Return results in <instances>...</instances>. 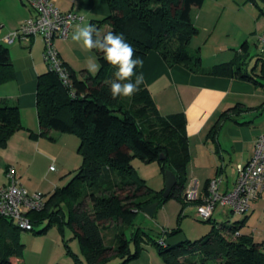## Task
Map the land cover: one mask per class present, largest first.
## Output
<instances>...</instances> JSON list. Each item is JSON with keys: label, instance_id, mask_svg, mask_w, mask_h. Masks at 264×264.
<instances>
[{"label": "trees", "instance_id": "trees-1", "mask_svg": "<svg viewBox=\"0 0 264 264\" xmlns=\"http://www.w3.org/2000/svg\"><path fill=\"white\" fill-rule=\"evenodd\" d=\"M203 1L107 0L109 13L97 19L94 27L98 30L100 25H107L101 38L108 32L122 33L142 60L155 50L168 66L181 64L192 72L253 79L243 73L241 66L234 65V60L200 67V48H192L189 43L198 33L191 9ZM95 53L99 65L95 74L84 70L79 78L69 70L73 93L53 70L48 68L38 75L36 112L40 133H73L79 140L82 160L65 185L46 195L44 207L30 210L27 215L31 230L41 222L46 225L39 232L54 225L60 231L65 225L71 228L85 261L68 248L74 264H106L116 257L121 258L118 264H126L139 253L130 252L125 234L134 225L136 212L146 203L158 201L159 206L167 198L162 196L164 188L154 190L145 183L131 159L158 160L163 175L165 168L173 170L177 182L168 197L179 200L182 212L188 203L183 199L189 160L186 118L182 112L161 114L144 81L130 97L129 105L124 97L113 99L108 82L113 80L117 68L104 59L103 52L95 49ZM135 71L141 74L140 66ZM10 76L9 50L0 44V82ZM21 127L19 107L0 100V149ZM160 154L165 157L160 158ZM207 221L212 222V217ZM215 223L208 233L177 245H167L165 238L180 232L179 226L164 229L160 236L151 239L164 264H264V242L239 231L245 217L230 225ZM19 229L12 219L0 215V264H21L23 244L18 240ZM110 229L112 234L107 238L106 231ZM145 233L138 226L131 231V237L142 240Z\"/></svg>", "mask_w": 264, "mask_h": 264}, {"label": "crops", "instance_id": "crops-1", "mask_svg": "<svg viewBox=\"0 0 264 264\" xmlns=\"http://www.w3.org/2000/svg\"><path fill=\"white\" fill-rule=\"evenodd\" d=\"M50 1L61 10L72 9L84 15V20L74 24L66 38L55 39V46L63 63L79 78L85 74L84 70L93 74L88 71L87 65L89 60L96 63L95 49L85 48L82 42H74L71 36L77 24L96 26V20L109 13L107 0ZM196 10L198 12L192 18L195 26L210 29V24L200 22L206 13L202 15V9ZM32 14L23 0H0V44L8 47L11 61V76L0 82V100L19 107L22 124L8 139L6 146L0 149V185L6 182L7 167L13 166L23 187L48 195L70 180L82 159L78 152L79 140L73 133L57 130L40 133L36 85L38 75L48 70L42 54V38L34 36L28 42H6L3 38ZM102 26L104 29L100 31V36L107 28V25H100L99 28ZM263 30L264 19L257 33ZM248 46L247 42L239 52L245 51L246 54ZM260 50L264 52L261 47ZM258 58L260 63L252 66L251 74L248 73L250 64L246 65V74L258 82L230 74L192 72L181 64L168 66L155 50L149 51L143 59L140 73L158 111L164 115L175 112L185 115L189 149L186 174L188 178L198 179L200 195L207 193L208 181L217 174L221 175L219 191L230 189L235 178L236 163L249 159L255 138L264 132V116L255 117L264 109V53ZM231 60L233 58L225 62ZM52 163H56V166ZM230 172L231 177L228 175ZM222 213V210L218 212L220 215ZM255 213L264 215L262 199L252 201L243 215L229 218L238 221L245 217L244 224L249 226ZM257 223L258 227L246 233L251 234L254 240L264 242V228L259 226L260 222ZM239 231L243 232L241 229Z\"/></svg>", "mask_w": 264, "mask_h": 264}, {"label": "rangeland", "instance_id": "rangeland-1", "mask_svg": "<svg viewBox=\"0 0 264 264\" xmlns=\"http://www.w3.org/2000/svg\"><path fill=\"white\" fill-rule=\"evenodd\" d=\"M195 9H202L204 11L202 15L206 13L205 18L201 15L203 19H200V22L212 26L210 29L198 27V33L191 38L189 43L192 48H200V67L209 68L214 64L233 58L234 65L243 66L244 73L247 72L246 65L249 63L248 73L251 74L252 66L260 63L258 57L264 53L260 50L257 39V32L264 19V0H204L201 6H194L192 18L198 12ZM98 29L97 32L101 33L100 31L104 29V26ZM243 41H247L249 45L246 54L245 51L239 52ZM112 79L115 80V75ZM124 98L126 105H129L130 97ZM260 116H264V109L261 114L255 117ZM52 164L56 166V163ZM131 164L150 188L154 190L163 188L164 175L158 160L146 162L138 157H133ZM228 175L231 177V172ZM114 176L116 178V173ZM181 206L182 204L178 199L169 196L157 206L153 216L146 214L141 209L136 212L134 225L126 229L125 234L129 239L130 252L135 253L138 250L139 253L126 264H164L151 239L160 236L164 229L179 226L186 238L194 240L208 233L213 222H216V226L230 225L236 221L229 217L244 214V212H232L228 206L218 205L213 212L211 222L196 216L195 206L192 202L187 203L182 214L180 213ZM221 210L223 211L222 215L218 214ZM251 220L248 223L249 226L247 224L241 225L240 229L243 232L258 227L257 222H260L259 226L264 228V215L255 213ZM45 225L46 222H41L34 225L33 230H18V240L23 244L22 257L19 259L21 264H74L68 248L77 253L85 262L79 240L77 237H73V232L68 225L64 226L63 231L54 225L47 231L39 232ZM138 226H141L147 233L143 234L142 240L131 237V231ZM111 234L112 229L106 231L107 238ZM120 260L121 258L116 257L106 264H118Z\"/></svg>", "mask_w": 264, "mask_h": 264}, {"label": "built area", "instance_id": "built-area-1", "mask_svg": "<svg viewBox=\"0 0 264 264\" xmlns=\"http://www.w3.org/2000/svg\"><path fill=\"white\" fill-rule=\"evenodd\" d=\"M31 9L32 15L4 35L6 42L13 40L30 41L40 36L43 41V58L48 68L56 72L63 85L71 88L69 69L63 63L55 46L56 38H66L71 27L84 20V15L75 10H61L50 0H23ZM1 26V25H0ZM264 50V30L257 36ZM53 167V166H51ZM6 182L0 185V215L12 219L23 230H31L32 223L27 215L30 210L44 207L46 194L42 191H28L19 183L13 166L5 172ZM221 175L208 181L207 193L200 195L198 179L189 177L183 189V199L192 202L198 218L207 220L213 215L216 206H228L233 212H245L252 201H264V132L257 135L251 156L246 162L236 163L235 178L230 189L219 191ZM160 242L164 243L163 239Z\"/></svg>", "mask_w": 264, "mask_h": 264}, {"label": "clouds", "instance_id": "clouds-1", "mask_svg": "<svg viewBox=\"0 0 264 264\" xmlns=\"http://www.w3.org/2000/svg\"><path fill=\"white\" fill-rule=\"evenodd\" d=\"M71 39L74 42H82L83 46L89 50L97 49L103 52L104 59L117 68L114 73L115 80L108 82L113 99L131 97L139 91L143 83V75L142 73L137 75L135 70L137 66H143V60L136 57L135 49L126 41L122 33L108 32L101 38L93 25L77 24ZM87 67L93 74L99 70V65L93 60L88 61ZM133 76H135V82H132Z\"/></svg>", "mask_w": 264, "mask_h": 264}, {"label": "water", "instance_id": "water-1", "mask_svg": "<svg viewBox=\"0 0 264 264\" xmlns=\"http://www.w3.org/2000/svg\"><path fill=\"white\" fill-rule=\"evenodd\" d=\"M164 157H165L164 155L160 154V158H164ZM176 182H177V176L173 172V170H171L170 168H165L164 169V186H163L164 189L162 191L163 197L165 198L168 197L170 191L175 186ZM157 206H158V201H152V202L142 205L140 209L146 214L153 216L155 214ZM186 239L187 238L185 234L182 231H180L174 235L167 236L165 238V243L169 246H172V245L183 243Z\"/></svg>", "mask_w": 264, "mask_h": 264}]
</instances>
